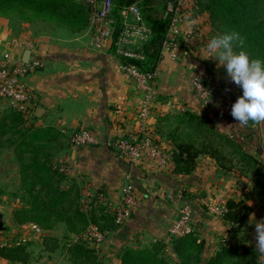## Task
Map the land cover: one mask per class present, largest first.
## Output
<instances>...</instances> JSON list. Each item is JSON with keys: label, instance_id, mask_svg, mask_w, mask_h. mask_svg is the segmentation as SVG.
Listing matches in <instances>:
<instances>
[{"label": "crops", "instance_id": "obj_1", "mask_svg": "<svg viewBox=\"0 0 264 264\" xmlns=\"http://www.w3.org/2000/svg\"><path fill=\"white\" fill-rule=\"evenodd\" d=\"M144 3L149 13L163 17L165 0H141L140 4ZM13 9L0 8V57L5 50H11L23 60L30 51L29 60L41 62V66L24 79L34 94V110L28 122L41 135L38 139L54 136L47 140L50 147L60 150L54 162L68 163L69 175L86 183L91 191L104 187L113 203L120 200L121 188L126 183L134 184L138 203L132 217L96 244L105 259L118 264L119 255L126 246L149 245L156 239L167 241L171 238L169 227L178 218L182 200L178 197L169 200L168 193H182L188 189L223 201L245 197L251 202L257 198V187L252 184L257 178L253 174L244 177L225 170L209 153L199 154L196 168L190 174L174 173L172 153L176 145L166 132L157 135L162 149L170 156L166 162L146 157L132 164L106 145L105 139L110 135L136 133L140 94L134 79L121 70L112 38H108L102 48L94 46L85 0H73L71 4L65 0L42 4L27 0L22 9ZM190 15L189 20L186 16L187 26L198 30L194 28V35L183 41L180 58L173 60L163 51L157 64V102L149 118L150 126L153 129L163 126L159 117L167 113L191 112L207 119L218 132L238 138L239 142L240 137L247 135L250 142H240L243 148L264 160V123L250 130L245 125L238 126L231 109L233 98L236 101L242 89L231 82L223 67H217L216 59H201L200 52L207 54L206 43L215 34L205 24L199 27L198 23L202 17L206 20V15H191V18ZM129 20L134 21V16L130 15ZM196 77L204 83L215 84L213 103H207L196 91L193 85ZM7 109L6 102L0 99V114ZM82 127L89 128L99 137L100 143L73 148L70 134ZM9 150L11 162L13 160L10 164L15 166L17 176L15 152L13 148ZM6 164L9 163L6 161ZM182 198L191 204L194 226L205 233L212 253L218 249L221 238L234 237L230 224L223 217L189 201L183 193ZM53 231L54 228L45 230V234H53ZM41 262L53 264L48 257Z\"/></svg>", "mask_w": 264, "mask_h": 264}, {"label": "trees", "instance_id": "obj_2", "mask_svg": "<svg viewBox=\"0 0 264 264\" xmlns=\"http://www.w3.org/2000/svg\"><path fill=\"white\" fill-rule=\"evenodd\" d=\"M32 1L42 4L44 1L58 3L64 0ZM72 1L65 0V3L71 4ZM136 1H113V50L123 27L121 11ZM168 1L165 0L162 18L149 13L146 3L140 4L143 19L151 29L150 39L143 45L145 58L132 60L142 70H155L161 58L163 41L171 20V14L167 11ZM26 2L27 0H0V8L22 9ZM86 5L90 23L91 7L87 2ZM189 10L192 17L209 14L215 35L238 33L244 50L252 58L264 60V0H194ZM235 50L240 49L237 47ZM154 110L153 107L152 113ZM28 121L26 112L15 108H8L0 115V143L2 138L8 137L7 142L14 149L20 175L18 187L22 193V205L14 211L15 221L19 224L35 223L43 230L61 225L72 237L68 244L69 251L78 264H109L99 255L89 231L107 234L120 228L122 225L116 221L117 207L104 187L91 191L86 183L77 181L69 173L54 169L49 158L55 150L47 142L54 136L38 139L41 135ZM159 122L164 125H157L153 129L152 137L161 149L158 133L166 132L168 138L175 143L176 148L172 153L174 173L190 174L196 168L199 154L209 153L225 170L234 171L238 176L244 177L253 174L257 178L254 183L264 200V162L248 153L238 139L218 132L207 119H201L191 112L167 113L164 117H159ZM257 124L250 121L245 126L248 128ZM182 193L189 201L207 209L202 203V199L207 196L205 192L184 189ZM1 194L8 193L1 189ZM226 204L228 209L223 218L230 224L233 232L237 233L238 225L252 213L253 208L244 198L230 197ZM45 236V249L55 251L58 237L52 234ZM48 239L53 240L54 245H50ZM165 247L166 243L162 239H156L149 245L138 243L135 247L126 246L119 255L118 264H259L258 259L261 256L256 247L222 239L215 253L207 257V241L195 228L190 233L173 239V257L164 255ZM0 257L26 262L29 252L26 251V245L8 247L0 249Z\"/></svg>", "mask_w": 264, "mask_h": 264}, {"label": "built area", "instance_id": "obj_3", "mask_svg": "<svg viewBox=\"0 0 264 264\" xmlns=\"http://www.w3.org/2000/svg\"><path fill=\"white\" fill-rule=\"evenodd\" d=\"M91 7L92 42L95 47L102 48L108 38H112L114 31V18L112 15L114 0H85ZM194 0H169L167 11L171 14V20L167 35L163 41L162 53L167 51L173 60H178L182 54L183 41L193 36L195 29L187 26L188 15ZM141 0L125 7L121 11L123 27L115 42V54L120 59V67L123 73L134 79L140 94L137 107L138 129L134 134H113L105 139L108 146L113 147L118 155L126 158L132 164L139 163L143 158L159 159L166 162L170 159L168 154L161 149L152 137L153 127L150 126L149 118L153 115L152 110L157 102L156 78L157 68L153 71L142 70L132 60H143L145 53L143 45L151 36V29L143 19L140 10ZM134 16V21L129 16ZM187 16V18H186ZM41 62L30 59L28 62L21 60L11 50H5L0 57V99L4 100L8 108H15L26 112L28 116L33 114L34 94L24 82L25 77L32 71L38 69ZM193 85L199 95L207 103H213V95L216 91L215 84L204 83L198 77L193 79ZM70 145L73 148L95 146L100 143L96 136L87 127L70 134ZM53 168L69 173L71 168L68 163L53 162ZM120 200L113 203L117 207V223L123 225L133 215L138 199L132 182L126 183L120 192ZM178 197L182 200L178 218L169 227L170 237H179L190 233L194 229L193 210L191 204L182 198V193H168L167 198L173 200ZM209 211L223 217L227 211L226 202H214L211 198L203 199ZM40 236L44 230L35 223H29L26 227ZM95 244L101 242L105 235L97 231H89ZM27 237L18 235L6 229L0 231V249L17 247L26 243ZM53 264H62L58 261Z\"/></svg>", "mask_w": 264, "mask_h": 264}, {"label": "rangeland", "instance_id": "obj_4", "mask_svg": "<svg viewBox=\"0 0 264 264\" xmlns=\"http://www.w3.org/2000/svg\"><path fill=\"white\" fill-rule=\"evenodd\" d=\"M202 15H206L207 19L205 20V18L202 17L201 23H198L199 27L202 28L203 24H205L206 27L208 26L209 29H212V26H211L212 24H211V21L209 20V14L204 13ZM190 18H191V15H190ZM188 20H189V18H188ZM194 28L196 29L197 27H194ZM196 30H198V29H196ZM212 31H214V30H212ZM232 101L235 102L234 98ZM260 123L261 122H259L257 125H259ZM263 123L264 122H262V124ZM254 126H256V125H253L251 127L249 126L247 128V130H250ZM262 128H264V124H263ZM7 138L8 137L2 138L1 143H0V189H3L8 193L6 195L1 194L2 196H1V201H0V210L6 216V223H7V226L9 227V231L16 233L18 235L23 234V236H26L28 238L26 243L23 245H26V251L29 252V258L26 262H23V261H11V260H7V259L3 258L5 260L4 261L0 257V264H42L41 260L44 257H48V260L50 259V262L58 261L62 264H78L73 259V257L71 256V253L69 251L68 244H69V241L72 237L70 235H68V233L66 232V230L64 229L63 226L57 225L56 227H54V231H53L52 235L58 237V247L55 251H49V250L45 249V247H46L45 246L46 245L45 244V241H46L45 235L49 234V233L45 234V230H44L42 235L37 236V235L33 234L29 230V228H26L29 225V223L19 224L15 221L14 211H16V209H18V207H20L22 205V201H21L22 193L20 192L19 187H18L19 186V178H20L19 172H18V175L16 176L15 175V166L10 164L13 162V160L11 162L12 155H11V151L9 150L10 146L7 142L8 141ZM240 142L249 144L250 140L248 139L247 135H243L242 137H240ZM54 150H55L54 154L52 155V157L49 158L50 163L54 162L55 157L58 156V154L60 152V150H57V149H54ZM251 153H253V151ZM251 155H253V154H251ZM255 156H256V154H255ZM256 157L258 160L260 159V161H262V162L264 161L262 159L263 157L258 156V155ZM6 161L9 164H6ZM252 184H255V183L253 182ZM256 187H257V185H256ZM257 190H258L257 198H254L251 202H248L249 204L251 203L250 205L253 208L252 213H250V215L247 216L240 225H238L239 229H238L237 233L233 232L234 237L232 239L224 238V240H229V241L234 242V243L237 242V244H239V245L248 246L251 248L256 247L255 224H250L249 221L253 216H255L256 220L264 219V200L259 194V188L258 187H257ZM207 198L208 199L211 198L214 202L216 201V203H221L223 201V200H216L213 196H206L203 199H207ZM239 198H244L247 201H249V199L245 198V197H239ZM203 199H202V201H203ZM227 200H224V202L227 203ZM207 210L209 211L208 208H207ZM216 216L219 218H222L221 216H218V215H216ZM253 219H254V217H253ZM193 223H194V220H193ZM194 228H195V226H194ZM196 230L198 233H200L201 237L206 239V241H207V248H206L205 255L207 257L213 255L216 250H214L213 253L211 252V249H210V246H209V243H208V240L206 238L205 233H203L200 229H196ZM173 239H174V237H171L167 241L164 240V242L166 243V247L164 248V255L167 254L170 257L174 256ZM222 239L223 238H221L218 241V243H217L218 246H219V243L221 242ZM48 241H49L50 245H54L53 240L48 239ZM98 252H99V250H98ZM99 255L104 259V262L112 264L110 261L105 259L104 256H102L100 253H99ZM258 260H259V264H264V255L261 254V256L259 257Z\"/></svg>", "mask_w": 264, "mask_h": 264}, {"label": "clouds", "instance_id": "obj_5", "mask_svg": "<svg viewBox=\"0 0 264 264\" xmlns=\"http://www.w3.org/2000/svg\"><path fill=\"white\" fill-rule=\"evenodd\" d=\"M242 45L238 33L225 32L207 41L206 55L200 52L201 59H216L217 67H223L231 82L242 89V95L231 109L238 126L247 125L250 121L264 122V60L252 58ZM237 47L239 51L235 50ZM253 217L249 223L255 224L256 251L264 255V219Z\"/></svg>", "mask_w": 264, "mask_h": 264}, {"label": "water", "instance_id": "obj_6", "mask_svg": "<svg viewBox=\"0 0 264 264\" xmlns=\"http://www.w3.org/2000/svg\"><path fill=\"white\" fill-rule=\"evenodd\" d=\"M30 51H27L25 56H24V59L23 61L25 62H28L29 61V58H30ZM1 189H0V199H1ZM7 223H6V216L5 214L0 210V231H4L7 229Z\"/></svg>", "mask_w": 264, "mask_h": 264}]
</instances>
